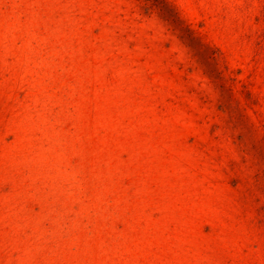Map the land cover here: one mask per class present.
Instances as JSON below:
<instances>
[{
	"label": "rangeland",
	"instance_id": "rangeland-1",
	"mask_svg": "<svg viewBox=\"0 0 264 264\" xmlns=\"http://www.w3.org/2000/svg\"><path fill=\"white\" fill-rule=\"evenodd\" d=\"M0 264H264V0H0Z\"/></svg>",
	"mask_w": 264,
	"mask_h": 264
},
{
	"label": "trees",
	"instance_id": "trees-1",
	"mask_svg": "<svg viewBox=\"0 0 264 264\" xmlns=\"http://www.w3.org/2000/svg\"><path fill=\"white\" fill-rule=\"evenodd\" d=\"M189 39H190V38H189ZM190 40H191V39H190ZM190 42H192V40H191V41H189V43H190Z\"/></svg>",
	"mask_w": 264,
	"mask_h": 264
}]
</instances>
